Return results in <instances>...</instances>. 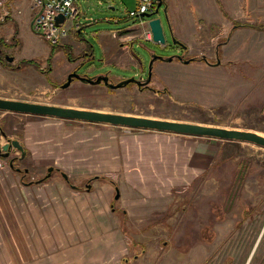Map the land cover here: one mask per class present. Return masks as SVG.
Segmentation results:
<instances>
[{"label":"rangeland","instance_id":"1","mask_svg":"<svg viewBox=\"0 0 264 264\" xmlns=\"http://www.w3.org/2000/svg\"><path fill=\"white\" fill-rule=\"evenodd\" d=\"M75 2L81 11L79 19L84 24L83 41H86L89 47L92 46L94 59L81 63L84 59L80 48H77L76 44L73 48L72 45H63L61 42L55 54L48 60L51 50L49 44L32 32H26L25 43H22L19 53L37 67L31 66L30 73L26 71L12 79L15 88L0 89V98L218 126L252 131L264 136V33L257 34L249 41L245 36H238L236 41L241 43L240 49L238 43L234 45L231 42L222 49L213 47L212 44L206 46L202 50L205 55H197L199 52L197 50L192 53L184 52V60L203 56L207 62L196 60L188 64L180 61L181 64L175 60L164 64L157 62L153 65L149 83L153 91L139 89L136 85L108 89L101 84L91 85L79 80H74L67 88H61L68 74L79 63H81L77 68L79 75L92 77L108 74L114 82L132 77L146 80L153 56L170 58L182 54L173 44L162 6L155 17L161 20L165 43L161 45L154 41L135 42L133 53L141 65L133 64L129 69L112 65L109 63L110 55L104 58L101 46L93 34L102 32L108 34L119 27L124 29L126 25H136V20L128 17L127 13L136 10L137 0H75ZM262 7L264 9V0ZM84 16L90 17L91 22L85 21ZM139 32L141 38L142 31ZM231 35L232 33L230 37ZM228 36L229 33L224 34L225 38L220 41L225 42ZM69 38L73 37L69 35ZM73 39L77 41L78 38ZM65 47L71 48L72 55L77 57L75 60L70 61L67 58ZM1 48H4V45ZM4 50L7 55H13L15 58V61L10 63L15 67L20 61L16 58V52L12 50L10 55L7 47ZM0 58L8 63L2 56ZM3 64L0 61V66L6 68ZM28 81L32 83L29 84ZM1 117H17L13 123L14 129L7 132L9 135L18 136L27 120L49 121V118L30 115L10 116L3 112H0ZM60 123H72L81 131L109 128L121 137L140 131L144 133L143 130L132 128L72 120H60ZM0 127L3 131L2 125ZM172 137L177 140L186 139L182 144L193 143V165H202L206 168L187 188L182 186L173 189L167 214L155 213V218L161 215L170 217L167 225H129L128 238L122 234L118 225H105V220L98 218L95 226H80V234L75 236L71 243L66 242L65 248L58 243V247H63L65 251L80 250L78 257L65 259L54 257L49 259L50 264H56V260L57 264H121V255L118 256L121 249L124 251L127 264H222L224 259L231 255L236 257V262L245 261L243 251L250 249L249 239L251 241L257 239L264 231V148L245 142L181 135ZM179 141L182 140H178V143ZM114 150L120 152L118 147ZM17 153L12 158L17 159L20 155ZM178 154L181 155L180 150ZM8 161L6 160L4 168L9 169ZM14 166L23 168L20 162H15ZM120 169L122 167H114L112 172L92 170L89 171V175L79 180V183H74L73 177H68V182L63 181L61 175L62 173L68 175L66 170L54 167L52 171L54 173L48 180L51 185L67 184L69 187L76 185L80 190H87L86 185L89 187L95 185L97 195L104 196L103 185L108 183L107 180H112L118 187H124ZM55 176L58 177L59 183L51 181L56 178ZM93 178L100 180V184H94ZM30 179L34 181V178L29 177H26L25 181ZM245 208L251 211L252 216L241 228L236 229L235 224L241 219V213ZM205 226H209L215 235L214 241L207 246L204 245L202 237L206 234ZM73 227L75 231L78 229L76 226ZM5 228L8 229V226L5 225ZM95 234L96 237L93 238ZM111 235L115 237L112 242V256L104 258L100 256L103 251V239ZM130 239L136 244L130 243ZM3 244L2 242L0 245ZM92 251L96 256L91 254ZM1 252L5 256L7 254L10 256L6 250L1 249ZM133 252L140 257L133 258L131 256ZM6 262L9 263L8 260ZM251 264H264V232Z\"/></svg>","mask_w":264,"mask_h":264},{"label":"crops","instance_id":"2","mask_svg":"<svg viewBox=\"0 0 264 264\" xmlns=\"http://www.w3.org/2000/svg\"><path fill=\"white\" fill-rule=\"evenodd\" d=\"M159 2H162L164 7L172 38L184 46V48L179 47L182 57L184 52L192 53L194 50L199 51L197 55H205L203 48L211 44L217 48L220 42L221 49L231 42L234 45L238 43L240 49L241 43L236 41L238 36H245L249 41L257 34L264 33L262 30L250 27H239L233 30L231 37H226L225 42L220 41L225 38L224 34L230 32L235 21L249 24L263 23V0H160ZM35 15L36 11L32 9L30 0H0V41L4 43V48H1L3 52L7 47L9 54L14 50L16 58L20 61L27 59L19 53V50L22 43H25L24 33L32 32L31 23ZM85 18L90 20L87 21ZM84 20L91 22L92 19L84 16ZM83 28L84 24L79 31H70L62 43L72 45L73 48L76 44L77 48H80V53L85 50L91 55L89 58L91 61L93 48L83 41ZM138 28L137 24L126 25L124 29L119 27L108 34L94 33L93 36L100 44L104 58L110 55V64L129 69L133 64L141 65L133 53L135 42L144 41L140 38ZM69 35L78 38L77 41L69 38ZM174 60L180 62L177 58L172 62ZM166 62L159 61L160 64ZM30 70H32L31 66L24 68L21 65L16 70L0 66V89L15 88L12 79L17 78L18 74L22 75L23 72L30 73ZM27 83L31 84L32 81ZM3 114L22 115L10 112ZM15 118L17 117L0 118L6 136L3 138L0 134V141L4 143L7 139L19 140L26 155L22 160L17 158V162L23 165L20 170L27 171L26 177L34 178V181L31 179L22 181L19 167H16L17 170L10 166L9 169L0 168V244L4 243L0 245V264H6L7 260L10 264H50L49 259L54 257L55 259L78 257L80 250L65 251L64 244L71 243L75 236L80 234V226L97 225L98 218H103L105 225H118L122 230L124 214L125 226L129 233V225H167L166 222L171 218L162 215L155 218V213L167 214L173 189L182 186L187 188L194 178L204 173L206 168L202 165H193V143L182 144L186 139H178L182 140L178 143V140L172 137L176 134L170 135L171 133L159 131L150 133L143 130L145 134L140 131L121 137L109 128L81 131L72 123H60L62 119L41 117L49 118V121L27 120L19 136L9 135L7 130L14 129ZM116 146L120 152L114 150L117 149ZM178 150L181 151V155L178 154ZM17 154L13 152L11 157ZM50 167L52 171L54 167L66 170L67 180L68 177H73L74 183H79V180L89 175V171L102 169L112 172L114 167H122L120 177L124 187H114L104 183L105 195L98 196L95 185L87 190H80L76 185L69 187L67 184L51 185L49 180L39 181L45 176L48 177L47 169ZM53 173L51 172L50 176ZM55 177L51 181L59 183L58 177ZM67 180L63 178V181ZM95 183L100 184V180H95ZM116 190L119 192L118 199L114 198ZM98 207L100 212H97ZM73 226L78 229L75 231ZM121 232L129 238L128 232ZM95 237L96 234L93 238ZM114 239L112 235L103 239V251L100 256L104 258L112 256ZM58 243L63 247H58ZM1 249L6 250L10 256L8 254L5 256ZM53 251L56 253L52 254ZM92 252L91 254L96 256V253ZM123 252L121 249L118 253V256L121 255V264L125 259ZM131 256L140 257L136 252ZM56 261L57 264L58 260Z\"/></svg>","mask_w":264,"mask_h":264},{"label":"water","instance_id":"3","mask_svg":"<svg viewBox=\"0 0 264 264\" xmlns=\"http://www.w3.org/2000/svg\"><path fill=\"white\" fill-rule=\"evenodd\" d=\"M161 6H162V2H159L157 4L156 10L152 14H144L142 15V17L149 19L148 26L152 32L153 41L155 43L163 45L165 43V35L161 24V20L158 17H154L156 14H158ZM55 20L56 23H59L64 20V17L62 15H59L55 18ZM173 44H175L178 47L184 48L182 43H180L175 39H173ZM174 58H177L179 61H182L184 64H188L192 60V59L184 60L182 56H175L170 58L153 56L148 67V77L144 82H141L135 79L134 77H132L121 80L113 84L109 81L108 74H100L89 77L88 75H79L76 71H73L70 74H68L66 81L60 87L67 88L74 80H79L81 82L91 85H99L103 83L109 89L123 88L130 83H136L138 87L146 86L149 84L151 80L153 63L156 60L171 62ZM93 59L94 57H91V60ZM203 59L206 61L205 57H203ZM5 60L9 63H12L14 61V57L5 55ZM0 112H10V113L33 115L40 117H51L62 120H72V121L86 122L92 124H103L114 127L132 128L136 130L167 132L182 136L217 139V140L231 141V142H245L264 148V136L256 132L227 129L218 126H208V125L190 123V122H180V121L160 119V118H150L144 116L103 112L98 110L66 107L59 105L40 104V103H33V102L14 100V99H4V98H0ZM0 134L3 138L6 137L2 130H0ZM13 152H19L20 156L18 157V159L21 160L26 155V151L24 147L20 144L19 140L7 139L6 142L4 143H1L0 141V157L4 159H8L9 160L8 163L11 168L14 167L13 161L15 158L11 157V153ZM18 170L21 171L20 169ZM52 170L53 169L51 167L47 169L48 177L50 176ZM23 171L25 173L27 172L26 170ZM62 176L63 178L67 179V176L65 174L62 173ZM86 188L89 189V185H86ZM114 198L115 199L119 198L118 190H116V194Z\"/></svg>","mask_w":264,"mask_h":264},{"label":"built area","instance_id":"4","mask_svg":"<svg viewBox=\"0 0 264 264\" xmlns=\"http://www.w3.org/2000/svg\"><path fill=\"white\" fill-rule=\"evenodd\" d=\"M159 1L137 0L136 10L127 13L128 17L136 19L144 41H153V36L147 18L142 15L152 14ZM30 4L36 11L31 23L32 32L51 46L59 45L70 31H79L83 25L79 19L81 12L75 0H30ZM59 15H62L64 20L56 23L55 18ZM5 165L6 160L0 157V168H4Z\"/></svg>","mask_w":264,"mask_h":264},{"label":"flooded vegetation","instance_id":"5","mask_svg":"<svg viewBox=\"0 0 264 264\" xmlns=\"http://www.w3.org/2000/svg\"><path fill=\"white\" fill-rule=\"evenodd\" d=\"M178 47V46H177ZM179 48V47H178ZM0 50H1V48H0ZM5 55H7V53H5V52H3L2 50H1V53H0V56H2L3 58H4V60H5ZM90 56L91 55H89V53L88 52H83V61L81 62V63H86V62H89V61H87V60H89V58H90ZM160 60H156L154 63H153V65L154 64H156L157 62H159ZM81 63H79V65L73 70V71H76L77 72V68L80 66V64ZM153 65H152V67H153ZM152 70H153V68H152ZM72 71V72H73ZM148 74V73H147ZM109 76V75H108ZM148 77V76H147ZM151 77H152V75H151ZM139 81H141V82H144L145 81V79H142V78H140V79H138ZM109 81L111 82V83H113V84H115V83H117V82H119V81H121V80H119V81H117V82H114L111 78H110V76H109ZM149 83H151V80H150V82ZM101 85H103V86H105L103 83H101ZM128 85H136L137 87H138V85L136 84V83H130V84H128ZM106 87V86H105ZM107 88V87H106ZM139 89H145V90H152L153 91V89L152 88H150L149 87V84L148 85H146V86H140V87H138ZM109 89V88H108ZM17 162V161H16ZM251 216H252V214H251V211L249 210V209H247V208H245V210L243 209V211H242V213H241V219L235 224V228L236 229H239V228H241V226L243 225V223L246 221V220H249L250 218H251ZM204 229H205V231H206V234H204L202 237H203V242H204V245L205 246H207L208 244H210L212 241H214V237H215V235H214V233H213V231L210 229V227L209 226H205L204 227ZM263 232L264 231H262V233H260L258 236H257V239H254V240H250L249 239V241L248 242H251V246H250V249L249 250H244L243 251V253H244V262H243V260H240V262L242 263V264H251V261H252V259H253V257H254V255H255V253H256V251H257V248H258V246H259V243L261 242V240H262V237H263ZM191 256H192V253H191ZM235 258L236 257H234L233 255H231V256H228V257H226L225 259H224V261H223V263L222 264H236V263H238V264H241L240 262H236V260H235ZM190 259H191V257H190ZM233 261H234V263H233Z\"/></svg>","mask_w":264,"mask_h":264},{"label":"trees","instance_id":"6","mask_svg":"<svg viewBox=\"0 0 264 264\" xmlns=\"http://www.w3.org/2000/svg\"><path fill=\"white\" fill-rule=\"evenodd\" d=\"M233 24H234V22H233ZM239 27H252V28H255V29H257V30H262V31H264V23L263 24H255V25H251V24H241V23H235L234 25H233V27H232V29H231V31L229 32V36H230V34L233 32V30L234 29H236V28H239ZM228 36V37H229ZM227 40V38L225 39V41ZM221 42L219 43V45L217 46V48H220V46H221ZM1 47H3V42H1L0 41V48ZM50 53H49V55H48V60L55 54V50L57 49V48H59L60 46L59 45H53V46H51L50 45ZM65 48H67L66 49V55H67V58L70 60V61H73V60H75L77 57H74L73 55H72V52H71V48H69V47H65ZM217 53H218V49H217ZM1 57V56H0ZM79 58V57H78ZM205 61L204 59H203V56H200V57H196V58H192V60H191V62H193V61ZM0 61H1V63L6 67V68H9V69H12V70H16L17 68H18V66L19 67H21V65H30V66H36L37 67V65L36 64H34L31 60H21V61H19L18 62V64L15 66V67H12L11 65H10V63H5V62H3L2 61V59L0 58ZM207 61V60H206ZM205 61V62H206ZM0 130H1V127H0ZM17 161V159H14V161H13V165H15V162ZM13 169H16V167L14 166L13 167ZM17 170V169H16ZM19 174H20V176H21V178H22V181H24L25 180V178H26V174H25V172L23 171V170H21V171H19ZM98 178V177H97ZM96 178V179H97ZM94 180H95V178H93ZM92 179V180H93ZM48 180V177H43V178H41V179H39V181H41V182H43V181H47ZM67 182H68V180H67ZM107 182L108 183H110L111 185H113L114 187H116V185H115V183L112 181V180H107ZM77 188V187H76ZM80 189V188H79ZM123 219H122V231H124V232H128V229L126 228V226H125V217H126V215H124L123 214ZM133 243H135L136 244V242H132V244ZM142 250V249H141ZM125 262V263H124ZM122 264H127L126 263V261H125V259H123V263Z\"/></svg>","mask_w":264,"mask_h":264}]
</instances>
